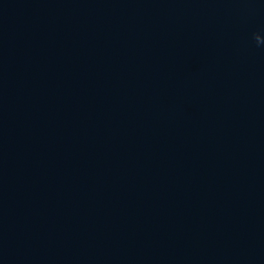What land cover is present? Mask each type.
<instances>
[{
	"label": "water",
	"instance_id": "1",
	"mask_svg": "<svg viewBox=\"0 0 264 264\" xmlns=\"http://www.w3.org/2000/svg\"><path fill=\"white\" fill-rule=\"evenodd\" d=\"M264 0H0V264H264Z\"/></svg>",
	"mask_w": 264,
	"mask_h": 264
},
{
	"label": "clouds",
	"instance_id": "2",
	"mask_svg": "<svg viewBox=\"0 0 264 264\" xmlns=\"http://www.w3.org/2000/svg\"><path fill=\"white\" fill-rule=\"evenodd\" d=\"M254 39L258 45L264 43V38H262L259 34H255Z\"/></svg>",
	"mask_w": 264,
	"mask_h": 264
}]
</instances>
